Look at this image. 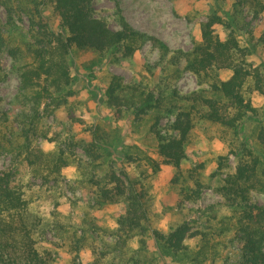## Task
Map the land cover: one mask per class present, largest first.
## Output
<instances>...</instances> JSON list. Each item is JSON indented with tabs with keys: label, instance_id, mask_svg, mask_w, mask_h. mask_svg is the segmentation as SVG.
<instances>
[{
	"label": "rangeland",
	"instance_id": "rangeland-1",
	"mask_svg": "<svg viewBox=\"0 0 264 264\" xmlns=\"http://www.w3.org/2000/svg\"><path fill=\"white\" fill-rule=\"evenodd\" d=\"M33 1L44 0H0V28L8 43L0 51V174L11 173L21 189L37 248L48 264H239L237 214L218 189L236 172L233 151L241 152L244 144L257 154L255 133L264 129V10L256 12L257 0H93L95 16L112 29H120L123 17L164 43L169 52L152 42L132 57L74 49L70 63L78 78L75 95L61 106L48 99L35 106L30 94L20 89L19 69L32 62L30 29L37 17ZM46 3L39 6L41 14L59 30ZM212 13L235 16L236 36L248 53L240 60L259 68L262 76L260 89L252 77L243 87L255 112L237 132L203 116L208 110L203 99H222L212 90L211 79L186 70L185 60L180 64L172 60L200 42L201 25ZM217 32L223 39L229 33L223 26H217ZM231 74L230 69L215 72L221 80ZM112 76L127 85L125 102H139L142 93L151 92L159 99L158 107L138 116V106L127 103L119 114L105 95ZM189 110L194 128L178 172L158 155L154 131L170 135L176 114ZM94 133L111 148L99 150L98 159L85 152ZM226 156L219 169V158ZM195 170L197 178L192 176ZM113 171L144 190L152 230L167 234L190 223L198 234L187 239L186 256L166 254L149 232L127 235L119 230L117 221L126 212V202H97L99 187H111ZM193 178L204 186L201 198L182 202V189L192 188ZM258 189L252 192V202L264 207V189Z\"/></svg>",
	"mask_w": 264,
	"mask_h": 264
},
{
	"label": "trees",
	"instance_id": "trees-1",
	"mask_svg": "<svg viewBox=\"0 0 264 264\" xmlns=\"http://www.w3.org/2000/svg\"><path fill=\"white\" fill-rule=\"evenodd\" d=\"M33 2L37 17L36 21L33 19L34 28L30 29L34 38V44L29 49L32 62L19 69V79L21 91L26 95L30 94L35 106H40L46 99L61 106L67 102L68 97L75 95L73 88L78 78L73 75L70 63L74 49L93 51L100 55L119 52L124 57H132L146 43L152 42L164 52H169L164 43L135 29L123 17L120 19V29H112L107 21L95 16L93 0ZM45 2L51 5L59 21V30H54L42 16L39 6ZM256 3L259 6L256 12H262L264 3L259 0ZM217 26H223L229 31L226 39L218 34ZM235 27L236 18L233 14L227 13L224 17L212 13L201 25L200 42L190 52L179 51L172 60L175 64L185 60L186 70L200 79H211L212 90L222 99H203L208 108L203 116L212 123L237 132L250 112H255L250 101L243 95V87L247 79L252 77L256 80L257 89H260L262 76L259 68L240 60V56L244 58L248 53L241 47ZM7 44L0 28V51L5 50ZM221 69H230L231 76L226 80L217 78L215 72ZM127 88L123 79L118 76H112L106 86L107 102L119 114L122 113L121 107L127 106V103L133 108L138 106V116H144L158 107L159 99L151 92L142 93L139 102H125L123 96ZM193 128L194 116L189 110L176 114L170 125V135L154 131L158 140V155L164 164L173 166L178 172L186 157L185 147ZM255 135L257 154L244 144L241 152L233 151L238 158L236 172L228 175L224 185L218 189V193L237 214L236 231L242 242L239 264H264V207L252 202V192L258 191L259 187L264 189V129L261 127L256 130ZM102 142L94 133L85 152L98 159L99 150H111ZM226 158L227 156L219 158V169ZM127 159L133 160L130 156ZM59 162L65 164L62 159ZM192 173L197 178L198 171ZM124 176L129 179L127 174ZM196 178H193L192 188L182 189V202H196L201 198L204 186ZM108 183L111 187H99L97 202L100 205L117 203L119 200L126 202V212L117 221L119 230L127 235L149 232L166 254L175 258L187 255V239L198 234L192 231L189 222L177 225L167 234L152 230L148 224L144 190L139 189L134 181L127 184L114 171L109 175ZM29 218L27 203L21 189L15 184L13 175L0 174V264H48L47 257L37 248L35 226Z\"/></svg>",
	"mask_w": 264,
	"mask_h": 264
}]
</instances>
